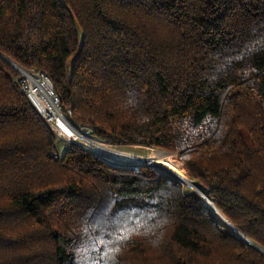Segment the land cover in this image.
Segmentation results:
<instances>
[{
	"label": "trees",
	"instance_id": "16d2710c",
	"mask_svg": "<svg viewBox=\"0 0 264 264\" xmlns=\"http://www.w3.org/2000/svg\"><path fill=\"white\" fill-rule=\"evenodd\" d=\"M0 54L99 140L176 151L238 231L151 163L55 156L0 56L6 264H264V0H0Z\"/></svg>",
	"mask_w": 264,
	"mask_h": 264
},
{
	"label": "built area",
	"instance_id": "2783aa9c",
	"mask_svg": "<svg viewBox=\"0 0 264 264\" xmlns=\"http://www.w3.org/2000/svg\"><path fill=\"white\" fill-rule=\"evenodd\" d=\"M16 69L19 75L13 80L14 83L29 99L42 121L54 135L55 143L52 151L53 154L59 156L64 146L68 143H75L85 149L92 150L93 147L90 145L94 147L95 145L90 141L97 142L91 138H96L92 130L86 126L76 125L70 121V110L67 112L61 110L58 96L53 91L52 84L45 72L42 70ZM79 132H82L86 139L78 137L76 134Z\"/></svg>",
	"mask_w": 264,
	"mask_h": 264
},
{
	"label": "rangeland",
	"instance_id": "374dc122",
	"mask_svg": "<svg viewBox=\"0 0 264 264\" xmlns=\"http://www.w3.org/2000/svg\"><path fill=\"white\" fill-rule=\"evenodd\" d=\"M70 121H72V120H70ZM91 138L94 139L95 141H97L98 143H102V144H96V143H94V145H96V146H105V148L107 146V147H110V148H112L114 150H117V151H124V152H128V153H134V154L140 155V156L154 155V156L157 157V159L166 161L168 163V165L167 164L160 165V164H157V163H151V164L154 165V166H156V167H158L159 169H161L162 173L165 174L166 176H168L171 179H174V180L180 182L181 185L184 188V192L185 193H196V194H199L197 192L198 189L193 188L192 185L187 184L181 178H179L174 172H172V170H171L170 167L176 168L180 172V174L185 179H187L188 181H190L191 183H196L197 185H199L200 187H202V185L199 182H197V180H195L188 173V171L184 167L183 163L178 158L176 151H171V150H166V149L156 148V147H150V146H145V145H134V144L133 145H131V144L116 145V144H110L108 142H104L102 140H98V139L93 138V137H91ZM90 146L93 147V149L90 150V151H92L94 154L98 155L99 157H101L102 159H104L105 161L110 162V163H114V164H143V163H150V162L144 161L142 158L130 157V156H127V155H121V154H117V153H114V152L105 151V150H103V149H101L99 147H96V146L95 147L92 146V145H90ZM175 161H179L181 163V165H180L181 167H178L176 165V162ZM169 165H171V166H169ZM203 189L205 190L203 192H205L207 194V189L206 188H203ZM203 200H204V202H205V204L207 206L213 208L212 205L209 204L204 198H203ZM213 211H214L215 221H216V223H217V225H218V227L220 229H224V228H227V227H231L224 220V218L222 217V215L219 214L214 208H213ZM243 242L247 246H252V245H250L251 243L249 241L244 240V238H243ZM253 247L257 251H259L262 254H264V250H261V249L255 247V246H253ZM10 256H11L10 252H8V251H0V264H6V260L14 259V258H12Z\"/></svg>",
	"mask_w": 264,
	"mask_h": 264
},
{
	"label": "bare ground",
	"instance_id": "6f19581e",
	"mask_svg": "<svg viewBox=\"0 0 264 264\" xmlns=\"http://www.w3.org/2000/svg\"><path fill=\"white\" fill-rule=\"evenodd\" d=\"M71 133H73L72 131H71ZM76 135H78V137H82V138H84V139H86V137H85V135L82 133V132H79V133H77ZM93 145H94V143H96V144H102V143H98V142H94V141H90ZM96 146V145H95ZM97 147H99V148H101V149H103V150H105V151H108V152H114V153H117V154H121V155H127V156H130V157H138V158H145V159H153V160H155V159H157V157L156 156H154V155H145V156H140V155H136V154H134V153H128V152H124V151H117V150H114V149H112V148H110V147H107L106 146V148H105V146H97ZM159 158V157H158ZM156 163L157 164H160V165H163V164H167L168 165V163L166 162V161H164V160H160V159H157L156 160ZM169 166H171V165H169ZM165 167V166H164ZM171 168V170H172V172H174L179 178H181L184 182H186L187 184H190V185H192L193 186V188H195V189H198L197 191H199V192H201L203 195H204V197H205V200L209 203V204H211V201H210V199L208 198V196H207V194L205 193V192H203V191H205V190H202V189H200V186L199 185H197L196 183H191L190 181H188L187 179H185L181 174H180V172L176 169V168H174V167H170ZM165 169V168H164ZM168 170V169H167ZM170 171V170H169ZM200 189V190H199ZM212 205V204H211ZM223 217V216H222ZM224 218V217H223ZM248 241V240H247Z\"/></svg>",
	"mask_w": 264,
	"mask_h": 264
},
{
	"label": "water",
	"instance_id": "95a60500",
	"mask_svg": "<svg viewBox=\"0 0 264 264\" xmlns=\"http://www.w3.org/2000/svg\"><path fill=\"white\" fill-rule=\"evenodd\" d=\"M0 56H2L3 58H5L8 62H10L15 68H21V67H19L17 64H15L13 61H11L9 58H7V57H5V56H3L2 54H0ZM144 161H146V162H150V163H156V160L157 159H155V160H153V159H145V158H142ZM200 189H202V190H204L202 187H200ZM204 199H205V197H204V195L201 193V192H199V191H197ZM212 203V202H211ZM219 214H221L214 206H212ZM222 215V214H221ZM223 216V215H222ZM224 220L236 231V232H238L237 231V229L231 224V223H229V221L224 217ZM246 240H248L247 238H246ZM249 241V240H248ZM253 246H255V247H257V248H259V249H261V250H264V249H262V248H260L259 246H257L255 243H253V242H251V241H249Z\"/></svg>",
	"mask_w": 264,
	"mask_h": 264
}]
</instances>
